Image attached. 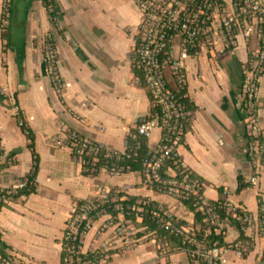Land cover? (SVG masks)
<instances>
[{"label": "crops", "instance_id": "obj_1", "mask_svg": "<svg viewBox=\"0 0 264 264\" xmlns=\"http://www.w3.org/2000/svg\"><path fill=\"white\" fill-rule=\"evenodd\" d=\"M51 3L55 22L43 0H15L5 36L0 34V191L16 188L33 166L32 149L19 126V110L33 131V151L39 161L36 191L8 200L0 209L5 256L16 264H60L61 241L75 204L117 194L151 201L181 225L198 229L193 212L170 195L145 187L139 172L85 174L68 151L53 145L63 122L96 143L124 152L137 122L149 113L151 100L131 63L140 22L134 0ZM1 9L2 0L0 13ZM46 40L57 52L61 93L45 71ZM174 43L177 52L179 40ZM257 48L258 39L237 36L228 49L220 46L216 51L203 42L188 56L186 96L192 105L191 122L178 147L181 162L203 181L207 201L222 199L252 216L258 214V197L264 199V167L257 184H249L252 166L246 155L239 93L241 70ZM257 102L258 125L264 132V73ZM161 135V130H153L149 148L158 145ZM122 220L126 219L121 212L115 218L99 216L84 236L82 251L99 252L102 264H199L172 242L157 240L140 219L132 221L134 235L120 240L115 223ZM221 230L225 245L241 242L236 225L225 223ZM245 236L252 240V248L245 255L228 250L224 264H256L263 246L250 231Z\"/></svg>", "mask_w": 264, "mask_h": 264}, {"label": "built area", "instance_id": "obj_2", "mask_svg": "<svg viewBox=\"0 0 264 264\" xmlns=\"http://www.w3.org/2000/svg\"><path fill=\"white\" fill-rule=\"evenodd\" d=\"M134 1L139 11L140 22L138 37L131 51V63L133 69L142 75V78L137 77V79L147 88L151 105L158 107L160 113L149 111L139 119L134 134L130 135L133 138L141 137L148 140L153 130L159 129L162 132L158 145L144 159L143 168L139 171L145 187L166 193L179 202L195 195L197 210L203 216L205 234H210L212 227H216L215 233H223L221 227L229 223L227 216H235L237 213V221L241 224L240 232L243 231L245 234L250 231L254 238L264 243V204L261 206L262 217L259 218L225 201L223 207L227 216L220 218L211 202L204 198L201 192L203 184L189 178V170L181 162L178 154V147L182 143L181 137L187 130L186 124L189 125L191 122V112L183 101L186 93L181 92L186 88L185 61L191 55L189 50L197 51L199 45L204 42L219 51L220 46L226 49L234 46L237 36L244 40L254 37L258 39V48L254 53L249 54L242 69L245 77L239 94V104L244 116L246 155L252 166V174L248 182L252 185L257 184L260 171L264 167V132L258 125L257 102L259 83L264 71V0H232L229 5L218 0ZM44 4L48 14L54 12L51 0L44 1ZM9 6L10 0H2L0 32L7 30ZM175 39L179 40L177 52ZM260 41H262L261 45ZM43 62L52 87L61 93L63 84L56 68L57 52L50 41L45 46ZM59 129L60 133L52 139L53 145L68 151L76 161H81L83 157L96 156L102 151L106 152V157H114L117 160L130 155L126 149L124 152H117L96 143L67 128L63 122H59ZM138 145L139 143H136L135 148ZM168 159L172 161V167L167 168V178H163L161 169L164 161ZM84 163L95 165V161ZM85 171L92 173L94 169L85 168ZM127 172H130L129 167L115 164L105 171L109 175ZM22 186L23 183H20L17 187ZM117 200V195L97 199L99 204L113 203ZM87 201L80 207L78 213L67 219L61 241L63 259L60 264H102L103 262L99 252L82 251L84 236L93 223L88 214L98 206L92 203V200ZM147 204L146 200H142L138 201V205L130 207L137 219L144 215L146 212L144 205ZM115 208L119 211L122 209L118 204ZM148 213L160 228L171 235L182 237L184 243L195 247L191 251L184 250L191 258H202L207 264H224V255L228 250L242 255L243 251L252 248L251 243L241 242L206 248L192 236L193 228L181 225L171 213L159 206H153ZM83 221L85 226L79 230ZM115 227L116 235L120 240L124 241L134 235L135 227L130 219L118 221ZM144 229L147 227L144 226ZM1 264L16 263L5 259ZM256 264H264V262L259 258Z\"/></svg>", "mask_w": 264, "mask_h": 264}, {"label": "trees", "instance_id": "obj_3", "mask_svg": "<svg viewBox=\"0 0 264 264\" xmlns=\"http://www.w3.org/2000/svg\"><path fill=\"white\" fill-rule=\"evenodd\" d=\"M43 1H46V0H43ZM49 14H50L51 18H54L55 12H52ZM46 42H48V40ZM261 44H262V41H260V45ZM195 52H196V49L189 50V54H194ZM133 70H134L135 75L137 77L142 78V75L139 71H137L135 69H133ZM263 73H264V71H263ZM244 77H245V73L243 70H241L240 91H241L242 86H243ZM181 92L186 93V88L182 89ZM149 97H150V95H149ZM150 100H151V97H150ZM183 101H184L185 105L187 106V109H189L191 111L192 105L190 104L187 96L183 98ZM150 111H152L154 113L155 112L160 113V110L158 109V107H153L152 105H151ZM18 122H19V126L21 127V129L23 130V132L25 133V135L29 141V144H28L29 148L32 149L33 166H32L31 172L25 177L26 180L25 179L21 180V183H23L22 187H16L12 190L4 189V190L0 191V209H1V207H3L5 205V203L8 200H15V199H18L22 196H29L30 194H33L36 191V175H37V171H38L39 161H38L37 155L33 151L34 134H33V131L27 126L20 110L18 111ZM186 125H187V130H188L190 124L189 125L186 124ZM187 130L184 131L183 136L181 137L182 138L181 142H183V137H184L185 133L187 132ZM134 132H135V129L131 132V135L134 134ZM131 135H129V137L127 138V145H126V151L128 152V154H130L129 157H123L122 159L117 160L114 157H106V152L102 151L100 154H97L96 156L83 157L81 159V161H77L81 170L85 174L96 175V174H99L100 172H105L106 170H109L111 168V166L113 164H115L116 166L129 167L130 172L141 171L143 168V161L146 157L149 156L152 149L149 148L148 143H147L148 142L147 139H144L141 137L133 138ZM136 143H139L137 148H135ZM1 154H2V151L0 150V156H1ZM85 161H95V165L94 166L87 165L86 163H84ZM2 167H3V165H0V169ZM168 167H172V161L169 159L164 161L163 167L161 169V176L163 178H167L166 170ZM85 168L88 170L94 169V171L92 173H89L90 171H85ZM189 178L195 179L201 184L203 182L199 177H197L196 175H194L190 171H189ZM238 180H239V189H241L243 187L242 179L239 177ZM201 192H202V189H201ZM117 197H118V200L116 202H113V203L106 202L104 204H99L97 199L92 200V203L97 204L98 206L95 210L91 211L88 214L89 218H91L92 221L94 222L95 220H97L99 218V215L102 214L103 212L110 214L114 218L117 216L118 212H121L123 214V216L125 217V219H130L131 221H136L137 218L135 217L134 212L130 209V207L133 205H138V201H142V200H139L135 197H128V198L122 197L121 194H117ZM4 199L6 201H4ZM196 200L197 199H196L195 195H192L190 198L181 201L182 204L189 211L194 213L195 223L199 225L198 229H193L194 234H192V236L199 243H201L202 246H204L206 248H212L214 246H219V247L225 246V243L223 241V233L217 234L214 232L216 227H212V232L210 234H205L203 232V223H202L203 216L197 210V205L195 203ZM87 202L88 201L77 202L75 204L74 212L71 214V217H73L75 215V213H78L80 207H82ZM147 202H148V204L144 205V210L146 212L140 218L141 225L146 226L148 231H151V232H154L155 234H157L156 239L159 240L163 244L165 242H167L168 244H170V242H172V244L178 246L179 248H181L183 250H188V251L190 250L191 251V250L195 249L194 246H191L190 244L184 243L182 237H176L174 235H171L167 231L160 228L156 224V222L150 218L149 213H148V210H150L153 206H157V205L151 201H147ZM224 202H225V200H222V199L211 202L212 206L215 208V210L219 214L220 218H225L227 216L225 209L223 207ZM117 204L122 208L120 211L115 208V206ZM263 204H264L263 198L258 197L259 208H258L257 216L259 218L262 217L261 206ZM227 217H228L229 222L231 224L236 225L239 228V230H241V224L237 221V213L235 214V216L231 215V216H227ZM84 226H85V221L82 222L79 230H82L84 228ZM239 240L241 242H243L242 244L252 242V240L249 237L245 236L243 231L240 232ZM261 244L263 246V251H262V254L260 256V260L262 262H264V243L262 240H261ZM5 248H7V246L1 240V236H0V264L3 260L8 259V257H6L4 252H3V250ZM246 252L247 251H243V255H245ZM189 258L193 261L199 262V264H207L206 261L202 258L196 259V258H191L190 256H189ZM62 259H63V253L61 254V261H62Z\"/></svg>", "mask_w": 264, "mask_h": 264}, {"label": "rangeland", "instance_id": "obj_4", "mask_svg": "<svg viewBox=\"0 0 264 264\" xmlns=\"http://www.w3.org/2000/svg\"><path fill=\"white\" fill-rule=\"evenodd\" d=\"M13 6V7H12ZM15 0H12V3H11V0H10V6H9V11L11 10V9H13L14 10V8H15ZM55 20V19H54ZM53 20V21H54ZM56 21V20H55ZM54 21V22H55ZM13 30H11V32H12ZM5 33H6V31H4V32H0V34L4 37L5 36ZM47 41V40H46ZM46 44H47V42H46ZM241 92V91H240ZM240 94V93H239Z\"/></svg>", "mask_w": 264, "mask_h": 264}]
</instances>
